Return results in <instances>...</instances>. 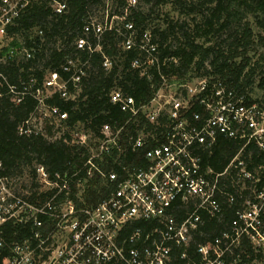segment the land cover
<instances>
[{
	"label": "trees",
	"instance_id": "16d2710c",
	"mask_svg": "<svg viewBox=\"0 0 264 264\" xmlns=\"http://www.w3.org/2000/svg\"><path fill=\"white\" fill-rule=\"evenodd\" d=\"M56 1L66 4L63 13L51 7V0H29L21 15L7 27V39L0 49V59L3 58L0 61L3 75L0 82V178L10 180L29 169L34 182L24 187L46 200L52 192L42 190L37 171L39 166H44L51 180H69L77 207L101 203L115 184L98 172L87 179L84 164L91 155L93 141L99 138L106 124L115 129L124 127L120 135L123 150L115 149L111 155L105 154L103 159L97 160L105 173L121 172L122 165L130 160V132H135L137 122L143 121L140 118L126 125L130 114L123 111L120 104L113 103L111 95L120 90L133 97L138 107L146 105L162 87L163 77H174L182 83L195 76H215L243 93L248 103H257L264 110V100L254 99L252 95L258 63L254 66L251 56L259 45L255 26L264 30V0H138L127 14L128 0ZM164 6H170L171 12L161 13ZM107 13L110 18L117 15L125 19L116 22L113 30L106 31L100 39L93 31L85 33L91 20L104 21ZM161 15L163 22L151 28V23ZM128 22L134 24L137 40L144 31L150 30L157 45L159 63L145 72L133 67V62L144 54L135 48L125 50L123 35L115 30L120 28L126 33ZM82 37L89 40L92 50L78 47V39ZM259 37L264 43V38ZM27 52H31L32 57L28 58ZM106 59L112 62L110 69L104 67ZM261 59L264 61V55ZM81 70L84 75L74 84L72 78ZM50 72L58 73L62 81H69V97L56 91L46 103L66 112L68 118L61 121L46 118V133H38L29 125L39 114L38 100L26 94L18 102L10 85L15 86V92H22L25 87L28 91L43 89ZM257 87L264 90V76ZM28 129L32 132L25 133ZM80 132L90 134L89 146L81 145L74 138ZM202 158L205 170L210 168L214 175L221 174L218 181L220 212L211 216L201 211L202 223L194 231L192 241L186 247L173 246L170 264H202L199 247L214 244L226 233L233 234L234 222L253 208L261 210L264 222V147L255 142L246 144L222 137L202 152ZM245 173L251 177H246ZM80 191H83L81 197L78 196ZM192 207V204L178 203L173 213L183 219ZM156 226V221L131 222L126 235L131 239L140 230L141 236L133 242L130 240V247L149 245L151 239L145 241V237L152 234ZM0 231L8 242L23 240L31 234L30 230L13 224L1 226ZM2 251L3 255L9 253L7 247ZM184 252L187 259L182 258ZM223 260V264H264V248L244 234L225 252Z\"/></svg>",
	"mask_w": 264,
	"mask_h": 264
},
{
	"label": "built area",
	"instance_id": "2783aa9c",
	"mask_svg": "<svg viewBox=\"0 0 264 264\" xmlns=\"http://www.w3.org/2000/svg\"><path fill=\"white\" fill-rule=\"evenodd\" d=\"M137 3L138 0H128L126 14ZM28 4L29 0H0V43L6 42L7 27ZM50 5L57 13L66 9L65 3L56 0H51ZM107 7L109 10V3ZM124 19L125 16L117 15L110 18L107 13L104 21L91 20L85 33L93 31L100 39L106 31L113 30L116 22ZM125 28L126 33L115 29L123 35L124 49L135 48L144 54L133 62V67L145 72L158 64L152 32L144 31L137 40L134 24L128 22ZM77 45L80 49L92 50L86 37L78 39ZM27 57H32V53L27 52ZM104 67H112L110 59L105 60ZM82 75V70L76 72L73 83L77 84ZM2 77L0 74V82ZM163 80L155 97L143 106L138 107L133 97L120 90L112 93L111 101L130 114L126 125L140 118L143 121L137 122L135 132H130V160L122 165L121 172L105 173L97 160L103 159L105 154L111 155L115 149L123 150L120 135L124 127L115 129L106 124L99 138L93 141L91 155L84 164L87 179L98 172L115 184L101 203L77 207L69 180H51L44 166H39L37 171L42 190L52 192L46 200L29 190L12 191L9 180L0 178V227L13 224L31 232L23 240L8 242L0 231V264H170L173 246L186 247L192 241L194 231L202 223L201 211L211 216L220 212L218 181L221 174L214 175L212 169L203 168L202 152L222 137L246 144L255 142L263 148L264 110L257 103H248L243 93L215 76H195L182 83L174 77H163ZM68 84L58 73L50 72L43 89L28 91L25 87L24 91L15 92V86L10 85V90L17 94L18 102L26 94L33 95L42 116L61 121L67 119L68 114L58 107L48 106L49 96L45 92L59 91L67 98ZM90 137L84 132L74 136L78 143L86 146L90 144ZM245 176L250 178L251 174L245 173ZM82 195L80 191L78 196ZM262 197L264 199V195ZM178 203L193 206L183 219L173 213ZM260 211L256 208L241 214L234 222L233 234L226 233L214 244L200 246L202 264H223L225 252L244 234L264 248V222ZM137 220L157 223L152 234L145 237V241L151 239V243L140 248L130 247V240L133 242L141 236L140 230L131 239L126 235L130 223ZM6 247L9 253L3 255L2 249ZM182 258H188L186 252Z\"/></svg>",
	"mask_w": 264,
	"mask_h": 264
},
{
	"label": "rangeland",
	"instance_id": "374dc122",
	"mask_svg": "<svg viewBox=\"0 0 264 264\" xmlns=\"http://www.w3.org/2000/svg\"><path fill=\"white\" fill-rule=\"evenodd\" d=\"M144 8L148 9V7H146L144 4L142 5ZM171 12V9H170V6H164L162 9H161V13H165V12ZM175 18H178V16L175 14V13H172ZM162 18L163 16L161 15L160 16V19H155L153 23H151L152 27L153 28L156 24H159L162 21ZM255 32L257 34V43L259 44L252 53H251V56L253 57L252 59V64L254 66H256V63H258L257 65V74L254 78V84H255V87H254V91L252 93V95L254 96V99H258L260 101H263L264 100V90L262 89H259L257 87V85L260 83V79L264 76V61H262V55H264V43L263 41L260 39L259 36H262L264 38V30H260L258 29L256 26H255ZM5 44V40H2V42L0 43V49L4 46ZM48 96H50L52 93V91H48L46 90L45 92ZM31 127L34 128L36 131L38 132H44L46 133V129H45V126H46V118L44 116H42L41 113H39L38 115H36L31 123H30ZM81 133V132H80ZM61 134L58 133L57 137H59ZM75 136V135H74ZM19 179V182L15 181ZM34 182L32 176L30 175L29 173V169H26L24 172H22L21 174H18L17 176H13L12 179L9 180V187L12 189V191H20V192H26L28 191L27 188L24 187V185L26 186H30L32 183ZM22 184L23 186H21V189L19 190L18 187L19 185ZM15 188H17L16 190H14ZM263 196V195H262ZM253 209H256V208H253ZM250 211V210H249Z\"/></svg>",
	"mask_w": 264,
	"mask_h": 264
}]
</instances>
